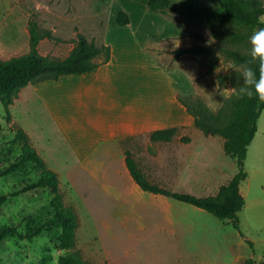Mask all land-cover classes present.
Returning <instances> with one entry per match:
<instances>
[{"label":"rangeland","instance_id":"374dc122","mask_svg":"<svg viewBox=\"0 0 264 264\" xmlns=\"http://www.w3.org/2000/svg\"><path fill=\"white\" fill-rule=\"evenodd\" d=\"M172 6L184 26L208 35L205 28L209 14L204 13L224 8L225 2L216 0L203 9L193 0H175ZM120 11L129 14L131 22L128 25L118 24ZM30 21L50 29L61 39L42 40L39 51L44 55H68L73 40L82 33L98 44L115 47L118 57L124 56L128 61L125 68L134 66V63H148L141 71L145 75L144 71L149 70L152 78L166 79L167 96L175 94L178 103L166 102L165 109L168 114L180 118L182 123L187 122L189 113L178 100L179 96L199 95L217 110L234 91L231 84L220 85L216 75H202L199 63L192 56L179 59L182 68L173 66L175 56L172 50L195 41L188 39L187 32L177 21L152 11L147 0H0V59L30 51ZM153 52L160 56H154ZM160 64L168 66L166 71ZM137 69L140 67L131 69L130 72L135 74L128 75L120 66L116 67L121 77H136L142 73ZM38 100L30 102V107H34L33 111L39 110L25 118L30 125L38 124L45 135L39 142L34 138L32 145L47 166L58 173L65 202L79 215L77 246L70 250L61 249L53 234L59 229L47 230L46 222L53 214V195L48 188L14 195L39 178L40 172L29 163L14 173L0 176V198H6L0 201V264H60L59 257L67 253H75L92 264H242L248 257L258 261L264 258V111L258 121L256 136L248 148V178L241 184L246 205L239 213L240 229H237L231 221H222L203 209L172 198L170 201L158 197L149 200L122 193L119 200L133 204L135 209L127 213L112 211L115 210V200L106 196L100 186L116 184L115 180L104 178V172L108 171L111 178L112 172L122 173L120 167L128 169L125 159L123 164L111 159L113 164L97 165L101 169L97 178L82 170L84 174L78 173L76 179H71L67 172L76 160L74 152L52 126L44 104ZM9 108L14 117L26 114L16 104ZM14 117L8 121L7 110L0 100V174L22 153V144L15 141ZM192 125L184 129L183 134L190 136L195 144L212 139L223 142L220 137L205 136ZM195 149L204 152L200 145ZM208 149L212 161L215 156L217 166L226 163L222 180L226 183L238 171L236 162L226 157L223 146L221 149L209 146ZM122 178L124 188L132 191L130 180ZM190 223L195 224V229L187 228ZM43 225L47 226L46 230L30 238Z\"/></svg>","mask_w":264,"mask_h":264},{"label":"trees","instance_id":"16d2710c","mask_svg":"<svg viewBox=\"0 0 264 264\" xmlns=\"http://www.w3.org/2000/svg\"><path fill=\"white\" fill-rule=\"evenodd\" d=\"M224 2L223 9L214 10L208 16L205 28L208 35L200 30L190 29L178 21L171 0H149L148 6L152 11L177 21L195 41L190 45L175 47L172 50L175 56L174 61L184 56H192L199 63L202 75H216L220 85L231 84L234 88L233 93L217 110L199 95L179 96L178 100L194 117L195 126L205 136L223 139L224 152L236 162L238 171L228 183L220 187L216 194L195 196L172 191L150 182L128 151H126V164L130 174L144 191L189 203L222 221H231L237 229H240L239 213L246 205L240 186L248 178L246 171L248 148L258 131V121L264 111V102H260L255 95L252 99L237 95L243 79L240 72L233 69V65H242L251 59L249 37L254 30L264 28V0H224ZM117 22L125 26L131 22V18L127 12L120 11ZM29 35L30 51L28 53L0 59V100L5 105L9 122L12 119L9 106L14 104L21 91L28 85L58 80L65 75L90 73L109 63L112 58L110 45L98 44L95 39H89L82 33H78L73 40L74 45L66 56L44 55L39 51V45L44 39L61 41L50 29L41 28L37 22L30 21ZM249 66L257 71L258 77V62ZM13 129L16 131L15 141L22 144V153L19 159L0 176L14 173L32 163L40 172L38 180L28 184L14 195L37 188H48L53 195L51 199L53 214L46 222L49 227L47 230L53 232V227L59 229L53 234L61 249L75 248L80 219L75 208L65 202V193L61 189L58 173L47 166L46 161L32 145L29 135L21 126L15 124ZM178 131L179 128L155 130L149 134V137L152 141H170ZM183 140H190V138L184 137ZM5 199L2 197L0 201ZM47 226H41L30 238L41 235ZM249 243L253 247V243ZM59 263L92 264L75 253L61 255ZM242 264H264V258L258 261L254 257H248Z\"/></svg>","mask_w":264,"mask_h":264},{"label":"crops","instance_id":"0c3cea01","mask_svg":"<svg viewBox=\"0 0 264 264\" xmlns=\"http://www.w3.org/2000/svg\"><path fill=\"white\" fill-rule=\"evenodd\" d=\"M215 1L193 0L202 5L203 9L211 6ZM219 1L223 3L224 0ZM212 11L205 12L204 15H210ZM188 39L191 38L188 37ZM142 47L144 49V45ZM148 53L151 55L150 51ZM153 53L156 57L160 56L156 52ZM116 55L114 47L110 62L90 73L65 75L58 80L28 85L14 102L26 114L12 116L14 123L27 132L31 143L34 138L39 142V139L43 138L42 135H45V131L38 124L30 125L25 116L34 115L39 110L33 111L34 107H30V102H34V99L42 101L52 126L61 139L70 144L76 157L67 172L71 179H76L77 174H81L82 170L85 174L97 178V174L101 172L97 165L113 164L111 159H117L120 164H123L124 159L126 162V151H128L145 177L160 187L195 196L216 194L220 187L228 183L236 174L223 183L226 163L217 166L214 163V161L217 162L215 156L212 161V156L208 152L209 146L221 149L222 146L224 148V143L221 140L218 142L212 139L195 144L190 136H185L183 130L192 127V124L195 125V120L185 107L189 113L186 123H182L181 119L174 114L167 113L165 103L171 102L176 105L178 101L175 94L171 97L167 96L166 79L152 78L149 70L144 71V75L141 70L148 65L145 62H139L136 65L134 63V66L125 68L124 66H128L127 59L124 56L119 58L117 55V63L114 64ZM160 65L166 71L168 66ZM117 66H120L121 71H126L128 75L135 74L130 72L135 67H140L137 70L142 73L139 72L140 75L136 77H121L116 71ZM173 66L182 68V60L174 61ZM166 128H179V131L170 141L150 139L151 132ZM184 137L190 140L184 141ZM196 145L204 148L202 150L204 152H198L195 149ZM100 149L101 152H99ZM119 170L122 173L112 172V178L108 171L104 172V178L115 180L116 184L100 186V190L106 196L110 195L115 200V210L112 211L127 213L135 209L133 204L119 200L122 193L149 200L158 197V199L170 201V197L144 191L136 183L129 169L120 167ZM122 177L130 180L133 186L132 191L129 192L124 188ZM241 193L243 194L242 190ZM145 195L148 197H144ZM187 228L193 230L195 224H187ZM112 260L116 262L113 258Z\"/></svg>","mask_w":264,"mask_h":264},{"label":"clouds","instance_id":"9594fccd","mask_svg":"<svg viewBox=\"0 0 264 264\" xmlns=\"http://www.w3.org/2000/svg\"><path fill=\"white\" fill-rule=\"evenodd\" d=\"M249 41L251 59L242 65H233V69L240 72L243 79L237 95L249 99L255 95L260 102H264V28L254 30ZM254 62H258V77L257 71L249 66Z\"/></svg>","mask_w":264,"mask_h":264}]
</instances>
